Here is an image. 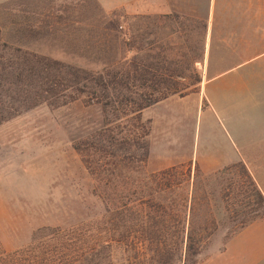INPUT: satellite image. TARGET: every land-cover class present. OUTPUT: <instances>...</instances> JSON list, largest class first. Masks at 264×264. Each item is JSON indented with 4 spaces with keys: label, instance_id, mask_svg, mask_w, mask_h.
Returning a JSON list of instances; mask_svg holds the SVG:
<instances>
[{
    "label": "rangeland",
    "instance_id": "obj_1",
    "mask_svg": "<svg viewBox=\"0 0 264 264\" xmlns=\"http://www.w3.org/2000/svg\"><path fill=\"white\" fill-rule=\"evenodd\" d=\"M102 1L0 0V48L14 46L81 69L99 70L94 62L109 58L97 50L106 42L103 29L112 16H134L128 11L156 13L149 16L183 11L191 16L205 2ZM121 1L130 8L120 6ZM207 22L204 61L196 64L200 85L186 97L173 96L144 110L140 121L133 117L120 121L117 137L140 139L147 154L143 163L128 164L108 183L102 171L95 183L72 149L75 140L88 138L106 123L107 128L117 124L113 117L105 120L99 106H86L80 100L55 109L43 105L0 125L1 251L21 249L47 230L100 218L103 199L112 196L111 190L117 195L121 189L131 201L127 216L134 228L145 217L135 200L139 190L143 201L153 195L174 205L188 195L186 221L194 193V218L200 226L196 236L207 237L211 222L216 224L205 248L194 257L196 264H264V258L254 260L264 248V222H251L230 234L237 223L260 217L264 210L251 196L244 165H222L226 157L236 158L237 145L251 166L264 160L260 158L264 143H258L264 139V58L239 63L264 52V0H211ZM162 33L167 30L158 36ZM169 40H162L166 52L173 47ZM167 184L174 185L171 194L162 192ZM203 223L208 225L204 231ZM135 231L131 235L138 238L141 232ZM112 264L147 261L115 246Z\"/></svg>",
    "mask_w": 264,
    "mask_h": 264
},
{
    "label": "trees",
    "instance_id": "obj_2",
    "mask_svg": "<svg viewBox=\"0 0 264 264\" xmlns=\"http://www.w3.org/2000/svg\"><path fill=\"white\" fill-rule=\"evenodd\" d=\"M204 1L203 7L199 6L191 16L183 11L156 16H112L103 29L106 42L97 50L109 58L94 62L100 66L99 70L81 69L2 45L0 125L39 106L55 109L80 100L86 106H99L105 120L110 116L117 123L109 128L106 123L88 138L72 143L90 178L96 183L97 174L102 171L108 183L116 173L125 171L128 164L138 160L143 163L146 143L125 135L118 138L116 131L121 120L133 117L140 121L144 110L173 96L186 97L200 85L201 74L196 64L204 61L211 0ZM164 30L167 33L158 36ZM168 38L173 47L166 52L162 40ZM187 80L190 83H183ZM241 167L251 187V196L258 199L259 207L264 210L263 196L244 166ZM173 188L174 185L167 184L162 192L169 190L171 194ZM111 191L112 196L103 199L105 211L100 218L68 229L47 230L27 246L10 253L0 250V264H112L115 246L132 252L135 258L146 257L147 264H196L194 257L205 248L216 224L211 222L212 231L207 237L196 236L200 226L197 228L194 218V193L186 221L188 195L183 203L174 205L153 195L143 201L139 190L135 200L145 217L134 228L127 216L130 199L121 189L117 195ZM258 216L237 223L230 234L256 219H264V215ZM207 226L203 223V231ZM135 229L141 232L138 238L131 235ZM174 232H179V236ZM134 241L139 247L136 248Z\"/></svg>",
    "mask_w": 264,
    "mask_h": 264
},
{
    "label": "crops",
    "instance_id": "obj_3",
    "mask_svg": "<svg viewBox=\"0 0 264 264\" xmlns=\"http://www.w3.org/2000/svg\"><path fill=\"white\" fill-rule=\"evenodd\" d=\"M111 1H113V0H111ZM101 2H103L102 0H101ZM120 6H123L126 10H128V8H130V6L128 5V3H127V1L126 2H124V1H121V4H120ZM155 7V6H154ZM127 14H131V15H135V14H137V15H145V16H149V15H153V14H156V13H151V12H148V11H143V12H137V13H131V12H127ZM167 14V13H166ZM164 15V14H163ZM256 58H259V60H261V59H263L264 58V52L263 53H260V54H258L257 56H255L254 58H251V59H249V60H244V61H242V62H239V63H241V64H248V63H250L252 60H253V62H254V59H256ZM258 143H264V139H261V141L260 142H258ZM257 142L256 143H254L255 145L256 144H258ZM247 145H249V143L248 144H245V146H247ZM263 150H262V152L264 151V147L262 148ZM232 150H234V149H232ZM260 158H264V157H261V155H260ZM251 159H254V160H256V159H258L257 157L256 158H251ZM225 162H223V164L222 165H230V164H234V163H241V164H243L246 168H247V170H248V173L251 175V177H252V179H253V181L255 182V184H256V186L258 187V190L260 191V193L263 195V198H264V160L262 161V163H260L258 166H251L250 164H248L247 162H246V158L242 155V154H240V148H239V146L237 145V156H236V158L234 159V158H231V157H226V159H223ZM257 172H258V174H257ZM262 222H264V221H255V222H253V224H263ZM256 244V243H255ZM264 247V246H263ZM254 255V254H253ZM264 258V248H262L261 249V252H257V253H255V255H254V260H255V262L256 261H259V260H262ZM254 264V263H253Z\"/></svg>",
    "mask_w": 264,
    "mask_h": 264
}]
</instances>
